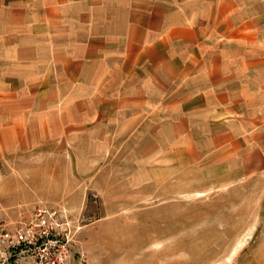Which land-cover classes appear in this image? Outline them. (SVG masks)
Listing matches in <instances>:
<instances>
[{
	"label": "crops",
	"instance_id": "crops-1",
	"mask_svg": "<svg viewBox=\"0 0 264 264\" xmlns=\"http://www.w3.org/2000/svg\"><path fill=\"white\" fill-rule=\"evenodd\" d=\"M84 130L264 175V0H0V151Z\"/></svg>",
	"mask_w": 264,
	"mask_h": 264
},
{
	"label": "rangeland",
	"instance_id": "rangeland-1",
	"mask_svg": "<svg viewBox=\"0 0 264 264\" xmlns=\"http://www.w3.org/2000/svg\"><path fill=\"white\" fill-rule=\"evenodd\" d=\"M122 140L84 130L0 151V229L42 205L68 221L67 264H264V175L238 176L257 160Z\"/></svg>",
	"mask_w": 264,
	"mask_h": 264
},
{
	"label": "built area",
	"instance_id": "built-area-1",
	"mask_svg": "<svg viewBox=\"0 0 264 264\" xmlns=\"http://www.w3.org/2000/svg\"><path fill=\"white\" fill-rule=\"evenodd\" d=\"M40 205L25 222L0 229V258L5 264H67L68 221Z\"/></svg>",
	"mask_w": 264,
	"mask_h": 264
}]
</instances>
